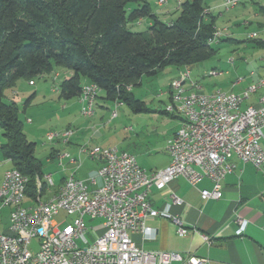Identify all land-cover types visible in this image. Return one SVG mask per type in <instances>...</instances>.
Listing matches in <instances>:
<instances>
[{
	"label": "built area",
	"instance_id": "built-area-1",
	"mask_svg": "<svg viewBox=\"0 0 264 264\" xmlns=\"http://www.w3.org/2000/svg\"><path fill=\"white\" fill-rule=\"evenodd\" d=\"M235 1L231 0L225 6ZM221 36H215L212 42L219 41ZM263 83L264 76L241 94L218 91L207 98H198L195 90L198 85L191 79L189 69L174 79L170 84L171 106L166 113L180 116L182 126L167 143L171 161L164 169L147 172L135 155L118 147L82 150L80 155L100 164L97 175L88 180L78 179L75 174L68 176L60 185V197L44 202L43 209L14 207V200L24 193L29 178L25 176V183H16V175L24 174L17 169L6 171L0 185V200L10 198L8 208L18 209V216L9 214L7 230L0 232V264H206L205 258L146 252L131 235L142 233L146 239L153 238L156 231L147 225V221L158 217L171 221L179 237L199 232L172 215L170 205L164 210L154 208L149 200L153 190H163L179 177L193 187L209 180L213 190H203L202 199L219 201L223 196L224 181L236 169L229 161L232 155L261 169L264 165L261 144L264 139V99L259 101V106L251 105L245 109L243 99ZM98 88L94 83L87 88L88 98L83 103L82 113L94 111L100 96ZM176 88H188V95L176 98ZM194 99H201V107H193ZM55 137L50 135L49 139ZM61 158L77 162L65 155ZM46 179L45 182L37 179L35 198H41L43 183L45 190L54 186L51 175ZM98 179L102 184L96 187ZM172 203L181 205L183 201L173 195ZM61 214L65 218L58 223L54 217ZM87 218L101 221V227L98 230L88 227ZM236 223L239 225L236 234L242 236L248 223L240 217L236 218ZM201 237L209 245L214 240L203 233ZM35 240H38V249L33 252L31 247Z\"/></svg>",
	"mask_w": 264,
	"mask_h": 264
},
{
	"label": "trees",
	"instance_id": "trees-1",
	"mask_svg": "<svg viewBox=\"0 0 264 264\" xmlns=\"http://www.w3.org/2000/svg\"><path fill=\"white\" fill-rule=\"evenodd\" d=\"M178 2L179 17L166 23L147 0H0V128L5 139L0 155L29 178L27 198L37 195L43 164L24 132L17 104L4 100L6 89L21 79L34 82L59 66L72 72L59 87L61 98L81 97L84 87L94 83L103 100L150 112L132 92L143 76H156L168 66L191 69L217 52L212 42L216 18L204 0ZM142 19L150 21L146 31L129 28ZM42 189L35 204L49 190L44 183Z\"/></svg>",
	"mask_w": 264,
	"mask_h": 264
},
{
	"label": "rangeland",
	"instance_id": "rangeland-1",
	"mask_svg": "<svg viewBox=\"0 0 264 264\" xmlns=\"http://www.w3.org/2000/svg\"><path fill=\"white\" fill-rule=\"evenodd\" d=\"M147 1L160 20L170 23L179 17L178 0H166L164 3L160 0ZM204 4L216 18L217 32L222 36L213 43L217 52L197 67L189 69L191 79L199 87L195 89L196 93L213 94L221 91L240 94V88L252 77L251 72L259 71L263 64L264 47L259 43L264 42V13L261 10L264 0H242L236 7L225 6V0H204ZM149 23L148 19H142L131 23L129 28L134 32H143ZM187 69L168 66L156 76H143L141 83L132 88L134 96L143 101L150 112L137 113L127 105L99 98L94 115L85 116L81 112L83 104L79 97L69 100L61 98L59 87L72 72L59 66H55L50 74L34 77L32 80L35 85H31L29 80L21 79L12 88L6 89L4 100L17 104L24 132L28 140L36 144L34 155L42 161L43 182L47 181L46 176L52 175L56 185L50 187L42 201L45 202L53 195L64 176L65 161L51 155L53 150L67 154L65 139L91 140L92 145L99 144L102 148L118 147L134 153L140 163L151 160V155H155L154 147L165 142L181 119L180 116L169 115L165 111L171 106V82ZM212 72L217 74L211 75ZM242 81L243 84L236 85ZM184 89L188 91V88ZM33 95L34 98L27 104ZM100 97L104 98L105 94L102 93ZM115 112L117 116L113 118ZM68 132H72V136L63 138ZM2 135L0 128V146L5 142ZM50 135L57 137L50 140ZM12 168V163L0 155V182L5 172ZM83 171L80 169L73 173L82 179ZM25 205L32 206L33 201L27 198ZM1 210L0 223L11 212L10 208ZM64 218L65 215L61 214L54 217V220L60 223ZM86 224L95 230L101 227L99 220L91 221L87 218ZM37 249L38 240H35L31 250L36 252Z\"/></svg>",
	"mask_w": 264,
	"mask_h": 264
},
{
	"label": "crops",
	"instance_id": "crops-1",
	"mask_svg": "<svg viewBox=\"0 0 264 264\" xmlns=\"http://www.w3.org/2000/svg\"><path fill=\"white\" fill-rule=\"evenodd\" d=\"M251 73L250 82L248 81L246 85L240 88V94L249 85L264 76V59L261 69ZM240 84H243V81L236 83L237 86ZM263 95L264 89L247 99L243 108L251 105L259 106L260 98ZM100 99L102 98L100 97ZM181 126L182 119L175 124L172 133L165 142L154 147L155 155H151L153 157L151 160L142 163L138 160L142 168L147 172H154L164 169L170 164L171 158L166 146ZM66 140L64 143L68 145L65 147L67 154L53 150L51 155L53 158H59L66 163L63 167L64 176L58 182L57 187L73 171L76 173L80 169L84 170L82 179H78L88 180L95 177L100 168L98 162L90 160L86 155H80L82 148L92 149L100 147L99 144L92 145L91 140L86 141L84 139ZM261 144L264 149V139ZM128 153L135 155L132 152ZM64 155L77 159V162L72 163L68 158L62 159L61 157ZM229 161L236 165V169L224 181L223 196L219 201L202 199L201 192L203 190H213L211 181L205 180L193 187L182 177L172 181L163 190H153L149 195V200L154 208L164 210L170 205V213L180 217L186 226L196 227L198 233L190 232L186 237H179L176 227L171 221L158 217L147 221V225L156 231L153 238L146 239L142 233H135L131 235L133 241L146 252H171L184 257L195 256L207 259L206 264H264V165L261 169H257L251 164L243 163L235 155H232ZM101 184L102 181L98 179L96 187ZM57 187L56 189H58ZM56 191L54 190L53 195ZM173 195L180 198L183 203L174 205L172 203ZM28 198L33 201L31 207L35 206L34 200ZM237 217L248 223L242 236L236 234L239 230V225L236 223ZM8 222L9 217L0 223V232L7 230ZM202 233L214 237L211 245L204 242L201 237Z\"/></svg>",
	"mask_w": 264,
	"mask_h": 264
},
{
	"label": "bare ground",
	"instance_id": "bare-ground-1",
	"mask_svg": "<svg viewBox=\"0 0 264 264\" xmlns=\"http://www.w3.org/2000/svg\"><path fill=\"white\" fill-rule=\"evenodd\" d=\"M229 1H231V0H225V3L229 2ZM241 1L242 0H236L235 3L229 4L227 6L236 7ZM161 2L164 3L165 1H161ZM220 35H221V33H219V32L216 33V36H220ZM30 84L34 85V82H31ZM89 87H91V84L86 85L83 89L82 95L80 97V101L82 104L87 101V98H88L87 88H89ZM197 89H199L198 86H197ZM263 89H264V83L259 87H254L251 90V92L246 94V98L243 99V105L247 99H249L253 95H256L257 93H259ZM175 92H176L175 93L176 98H185L188 95V91H186L184 88H176ZM100 93H101V88L99 87L98 88V95ZM210 95L211 94L196 93V97H198V98H207ZM261 99H264V95L260 98V100ZM193 107H201V99H194L193 100ZM248 107H251V106H248ZM83 114L87 117H92L94 115V111L92 113H83ZM114 116H115V113L113 114V117ZM71 135H72V133L68 132L65 134V138H69ZM82 150H86V149L82 148L81 151ZM16 183H25V175H16ZM57 188L58 189H56L57 190L56 193L52 197L47 199L45 202H50V201L56 200V199H58V197H60V194H62V187L59 186ZM27 189H28V186H25L24 193H22V195H20V197H18L17 199L14 200V207L15 208H24L25 200L27 199ZM0 204H1V207H3V208L10 207V198L1 199ZM29 207H31V206H29ZM33 207H35V209H43L44 201H42L38 204H35V206H33ZM10 216H18V209H11Z\"/></svg>",
	"mask_w": 264,
	"mask_h": 264
}]
</instances>
